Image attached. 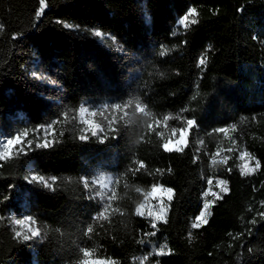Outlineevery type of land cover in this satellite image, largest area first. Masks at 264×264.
I'll return each mask as SVG.
<instances>
[{"label":"trees","instance_id":"1","mask_svg":"<svg viewBox=\"0 0 264 264\" xmlns=\"http://www.w3.org/2000/svg\"><path fill=\"white\" fill-rule=\"evenodd\" d=\"M17 135L0 264H264V0H0Z\"/></svg>","mask_w":264,"mask_h":264},{"label":"rangeland","instance_id":"2","mask_svg":"<svg viewBox=\"0 0 264 264\" xmlns=\"http://www.w3.org/2000/svg\"><path fill=\"white\" fill-rule=\"evenodd\" d=\"M188 21V18H184L180 21L181 25H184ZM92 115L88 111H84L83 120L90 127L93 128ZM186 134H181L177 141L168 142L166 148L169 150H180L185 144ZM23 141V137L17 135L13 137L0 138V158L5 159L9 157L15 147ZM170 197V192L166 189L157 187L151 193L148 194L146 202L140 207V210L146 211L154 218L161 216L166 209V200ZM19 228L17 229L19 236L35 235L36 231L34 227L26 220L23 222H15Z\"/></svg>","mask_w":264,"mask_h":264}]
</instances>
